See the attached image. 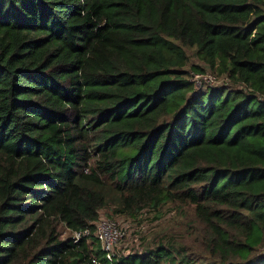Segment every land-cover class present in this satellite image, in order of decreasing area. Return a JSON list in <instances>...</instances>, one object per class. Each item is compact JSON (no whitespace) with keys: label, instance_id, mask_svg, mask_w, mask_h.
<instances>
[{"label":"trees","instance_id":"16d2710c","mask_svg":"<svg viewBox=\"0 0 264 264\" xmlns=\"http://www.w3.org/2000/svg\"><path fill=\"white\" fill-rule=\"evenodd\" d=\"M0 264H264V0H0Z\"/></svg>","mask_w":264,"mask_h":264},{"label":"rangeland","instance_id":"374dc122","mask_svg":"<svg viewBox=\"0 0 264 264\" xmlns=\"http://www.w3.org/2000/svg\"><path fill=\"white\" fill-rule=\"evenodd\" d=\"M194 66L203 67L205 71L213 73L212 69L204 62V60L192 55L189 59L188 65L186 66V69L191 72L194 70ZM224 76L226 75L217 74L218 80H220L221 83H225ZM231 83L232 82L228 81L224 86H233ZM198 91H200V89H197L193 86V92L195 93ZM106 214V211L103 210L102 215L107 216ZM153 217V213L146 212L143 217L145 221L141 223H139L137 220H132L130 218L127 219L124 216L116 217L115 220H117L126 229V236L116 248L119 255L123 253L128 254L129 252H133L136 249L141 250L142 236H157V233L164 228H166L167 231H170V226H174L178 222L172 213L164 214L160 219H152Z\"/></svg>","mask_w":264,"mask_h":264},{"label":"built area","instance_id":"2783aa9c","mask_svg":"<svg viewBox=\"0 0 264 264\" xmlns=\"http://www.w3.org/2000/svg\"><path fill=\"white\" fill-rule=\"evenodd\" d=\"M189 81L195 88L205 90L210 86H224L227 84L229 79L227 78V76H224L225 83H221L220 80H218V77L212 72L192 71ZM90 232V228H87L85 230H76L74 232L76 241L84 236H88ZM95 234L102 244V248L106 254L107 259L110 262H114L117 255H119L116 248L126 236V229L124 228V226L111 217L101 215L95 222Z\"/></svg>","mask_w":264,"mask_h":264}]
</instances>
